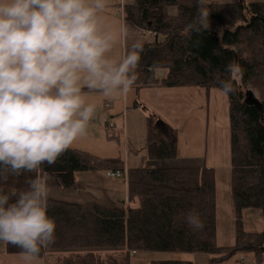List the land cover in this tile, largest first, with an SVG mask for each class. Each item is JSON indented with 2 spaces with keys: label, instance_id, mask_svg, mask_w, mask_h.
<instances>
[{
  "label": "trees",
  "instance_id": "16d2710c",
  "mask_svg": "<svg viewBox=\"0 0 264 264\" xmlns=\"http://www.w3.org/2000/svg\"><path fill=\"white\" fill-rule=\"evenodd\" d=\"M204 6L209 10L208 27L199 32H187L185 27L198 15L197 0H135L123 11L126 21L155 38L143 44L134 91L155 86L219 91L216 81L229 78L225 69L230 62H238L245 69L243 82L235 85V92L225 95L233 246L217 245L213 168H137L126 170L127 202L135 206L125 207L123 201L112 207L95 203L85 212L78 204L47 200V214L55 220L56 229L55 242L41 250L39 260L45 264H131L133 254L164 252L211 255L208 264L249 254L261 264L264 230L245 231L243 212L260 210L264 218V2L212 4L205 0ZM158 72L164 73L161 81ZM105 124L107 140L116 141L112 128ZM152 130L149 128L147 134V158L174 160L175 138H158ZM42 168L19 177L9 176L7 181H0V191L26 190L29 181L45 173L50 187L72 191L79 188L76 174L125 172L118 158H102L72 147L56 163ZM192 210L200 214L202 230L187 225L185 217ZM0 244L5 255L21 253L17 247ZM106 249L113 253L97 251Z\"/></svg>",
  "mask_w": 264,
  "mask_h": 264
},
{
  "label": "clouds",
  "instance_id": "9594fccd",
  "mask_svg": "<svg viewBox=\"0 0 264 264\" xmlns=\"http://www.w3.org/2000/svg\"><path fill=\"white\" fill-rule=\"evenodd\" d=\"M205 0L185 27H208ZM109 0H0V181L43 171L87 135L97 105L90 94L126 97L138 80L143 43L133 40L119 59L113 49L135 31L113 23ZM229 78L217 79L224 95L235 92L245 69L230 62ZM49 177L26 190L0 191V242L21 249L24 264H38L41 250L55 242L48 216ZM202 230L200 214L186 217Z\"/></svg>",
  "mask_w": 264,
  "mask_h": 264
},
{
  "label": "rangeland",
  "instance_id": "374dc122",
  "mask_svg": "<svg viewBox=\"0 0 264 264\" xmlns=\"http://www.w3.org/2000/svg\"><path fill=\"white\" fill-rule=\"evenodd\" d=\"M212 4H226L229 0H209ZM251 3V1H249ZM151 38L150 41H154ZM113 57L120 54L119 45L113 49ZM162 74H159V78ZM163 78H161L162 80ZM160 80V81H161ZM140 88L137 93L131 92L130 103L135 100L140 107L132 113L128 111L129 142L133 150L126 159L133 168L138 162L136 152H140L144 134L147 129L158 138L172 140L175 138L177 157L174 160H149L137 163L135 168H180L211 167L215 172L217 245L231 247L234 244V209L230 194V141L228 126V109L225 95L217 90L206 92L204 89L189 88ZM142 90V91H141ZM141 91V92H140ZM131 105V104H130ZM161 124V125H160ZM175 132V135L173 134ZM118 138L113 142L117 145ZM123 146V144H121ZM137 153V155H138ZM127 154L124 148L120 155ZM147 157V156H146ZM158 162H160L158 164ZM155 163V164H154ZM124 173L121 179H125ZM79 176L76 175L78 180ZM84 178L80 181L83 182ZM49 187L48 199L79 202L82 210L88 212L91 207L89 196L95 192L89 186L83 192L86 195L73 196L70 190ZM127 206V205H126ZM244 230L259 233L264 230V218L260 210L247 209L243 212ZM3 245L0 244V253ZM100 254L113 253L112 250H97ZM212 258L207 254H189L183 252L137 253L130 257L131 264H150L156 261H183L191 264H208ZM0 264H24L21 255H0ZM38 264H45L39 260ZM221 264H256L252 255L234 256ZM261 264H264V256Z\"/></svg>",
  "mask_w": 264,
  "mask_h": 264
},
{
  "label": "crops",
  "instance_id": "0c3cea01",
  "mask_svg": "<svg viewBox=\"0 0 264 264\" xmlns=\"http://www.w3.org/2000/svg\"><path fill=\"white\" fill-rule=\"evenodd\" d=\"M244 1L246 3H249V1L264 2V0ZM109 3L111 6L106 10L107 15L113 23L118 25L120 21L125 20L123 11L124 7L127 5H133L135 3V0H109ZM125 23L135 31L132 33V37L128 40L127 44H125L124 42L118 44L120 48V54L117 59L120 58L125 48L131 45L133 40H140L143 44H146L153 42L150 41V39L154 38L152 33L142 31L126 20ZM159 74H162L161 78H163L164 73L158 72L157 74L158 80H161V78H159ZM154 88L162 89L159 86H155ZM138 90L134 91L132 89V91H130L126 97L115 98L104 97L99 93L90 94V102H93L97 105L96 114L89 125L87 135L76 141L73 144L72 148L102 158H118L124 163L125 173L127 169H137L135 168L136 165H139L137 163H140L147 158L148 129L144 134L142 145H140L141 151L138 153L135 150L138 162H134V166H132L133 168H131L129 167L130 164H127L128 162H126V159L128 158V155L133 152L129 145H127V143L129 142L128 111L131 108V114H135V111L140 107L139 103L136 100L133 103H130V94L131 92L137 93ZM135 103H137L138 105H135ZM105 123L109 124V126L112 128V132L118 138L119 142L117 141V145L113 144L114 141L107 140ZM121 144H123V146H121ZM122 148H124V152L127 151V154L120 155V151ZM159 163L160 162H158V164ZM76 175L79 176V179L75 180L79 188L71 191L73 193V196L81 197L82 195H86L83 191L86 190L87 187L91 186L94 188L95 192H91V194L88 195V207L92 208L95 203L104 207H112L118 205V203H120L121 201L124 202L125 207L129 205H136V203L129 204L127 202V183L125 179H109L103 173H79ZM76 175L74 177L75 179ZM81 178H84L83 182L80 181ZM69 203L78 204L81 206V208L83 207L81 203L76 201H69ZM0 255L4 256L5 254H3L2 251Z\"/></svg>",
  "mask_w": 264,
  "mask_h": 264
},
{
  "label": "built area",
  "instance_id": "2783aa9c",
  "mask_svg": "<svg viewBox=\"0 0 264 264\" xmlns=\"http://www.w3.org/2000/svg\"><path fill=\"white\" fill-rule=\"evenodd\" d=\"M123 172L121 171H113V172H107L105 176L109 179H120L123 176Z\"/></svg>",
  "mask_w": 264,
  "mask_h": 264
},
{
  "label": "water",
  "instance_id": "95a60500",
  "mask_svg": "<svg viewBox=\"0 0 264 264\" xmlns=\"http://www.w3.org/2000/svg\"><path fill=\"white\" fill-rule=\"evenodd\" d=\"M247 101H248V102H250V101H251V100H250V98H249V96L247 97Z\"/></svg>",
  "mask_w": 264,
  "mask_h": 264
}]
</instances>
